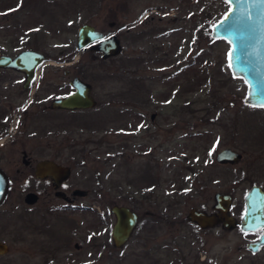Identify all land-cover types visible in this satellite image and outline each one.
Masks as SVG:
<instances>
[{
    "label": "rangeland",
    "instance_id": "1",
    "mask_svg": "<svg viewBox=\"0 0 264 264\" xmlns=\"http://www.w3.org/2000/svg\"><path fill=\"white\" fill-rule=\"evenodd\" d=\"M146 7L173 13L141 19ZM227 7L226 0H0V55L24 48L44 54L31 89L32 110L39 96L47 101L69 93L72 75L91 83L97 103L23 127L17 123L19 147L32 160L25 167L18 159L16 176L7 167L10 182L0 208L7 213L5 241L12 250L16 244L9 238L27 213L30 223L45 220L58 231L63 226L66 249L54 250L53 264H255L245 254L255 233L237 225L200 229L186 219L190 207L211 213L213 194L225 192L238 221L246 190L264 188V107L243 102L247 85L228 68L230 44L210 37ZM84 23L104 34L123 23L119 54L103 60L88 47L76 51V29ZM67 69L72 75L64 77ZM4 74L11 82L0 83L2 100L27 102L30 92H17L20 75L9 69ZM223 147L235 149L241 161L216 162ZM40 158L71 169L63 185L86 191L75 201L82 209L61 208L46 181L36 182L33 163ZM31 190L37 203L26 207L22 197ZM116 204L139 217L118 249L109 239V207ZM23 232L57 241L55 235Z\"/></svg>",
    "mask_w": 264,
    "mask_h": 264
},
{
    "label": "water",
    "instance_id": "2",
    "mask_svg": "<svg viewBox=\"0 0 264 264\" xmlns=\"http://www.w3.org/2000/svg\"><path fill=\"white\" fill-rule=\"evenodd\" d=\"M228 7L223 16L213 22L210 28L211 38H219L227 41L230 46L227 49V63L231 75L240 77L247 85L243 102L257 108L264 107V0H226ZM75 36V49L80 50L90 44V49L100 51L103 59L112 55H118L122 50L116 35L111 34L103 39L102 32L91 24L84 23L77 27ZM97 42L96 44H92ZM44 61V54L38 50L24 48L16 52L14 56L0 55V67H9L19 70L24 78V87L35 77L36 67ZM67 73V72H65ZM72 91L68 95L59 96L51 100L53 108L65 110H77L90 108L96 105L91 93V83L84 82L79 77L69 80ZM216 162L231 164L241 161L240 153L231 148H220L215 153ZM36 178H48L53 187H58L63 180L68 179L69 170L65 164H58L53 159L42 158L34 167ZM6 182L0 176V199L5 194ZM36 200L35 192L27 193L24 201L32 204ZM214 205L212 212L190 207L186 215L187 221L193 222L198 228H212L216 224L230 230L237 225L242 232H255L264 228V190L258 184H253L243 194V214L236 221L229 213L231 197L225 193L213 194ZM111 214L115 218L112 225V245L118 249L128 242L133 230H135L139 217L130 207L121 204L112 205ZM264 244V235L259 236L253 243H247L246 248L256 251ZM6 249V245L0 244V252Z\"/></svg>",
    "mask_w": 264,
    "mask_h": 264
},
{
    "label": "flooded vegetation",
    "instance_id": "3",
    "mask_svg": "<svg viewBox=\"0 0 264 264\" xmlns=\"http://www.w3.org/2000/svg\"><path fill=\"white\" fill-rule=\"evenodd\" d=\"M146 9V10H145ZM143 8L142 12L140 13L141 19L142 18H146L147 16H151V15H156L155 13H157L160 16H157V19L162 18L163 16L167 17L172 15L173 11L172 10H165L162 9L161 11H157L155 10L153 7H146ZM152 17V16H151ZM125 29V27L123 26V23L118 24L117 26V32H113V30H111L110 32H108V34H104L103 35V39L108 38L111 34L116 35L117 39H119V33L118 31ZM127 30V29H126ZM101 31V30H100ZM102 32V31H101ZM121 40V39H120ZM119 40V42H120ZM97 42H94L92 44H96ZM91 44V43H90ZM90 44H87L85 48H90ZM99 53L100 57H101V53L100 51L97 52V54ZM113 56V55H112ZM103 59V57H101ZM109 58V57H108ZM106 59V58H105ZM103 59V60H105ZM45 61V59H44ZM43 61V62H44ZM42 62V64H43ZM40 64V65H42ZM39 65V66H40ZM39 66L36 67V71H35V77L32 79V81L28 84V86L24 87L23 83H24V78L25 75H23L19 70L17 69H12L9 67H4L1 68L0 67V71H4L6 69H9V71H13L14 73H18V75H20V77L22 78L23 82L20 85V88H18L17 92L19 93L20 96H22L23 94H26V92H30V96L31 98L27 101V102H23L21 98H18L16 103H12L9 100L5 99L4 101L2 99V97H0V176L4 179V181L6 182L5 184V193L8 189V184L10 181H8V171H7V167L10 168L9 170L11 171L10 176H16L17 174H19L21 172L20 169H17L15 162L20 159L21 162L24 164L25 167H31L30 166V161L32 160L29 156H26V153L24 152L25 150L22 149L21 147H19V145L22 146V132L18 133V128H17V123L25 126L28 121L33 122H38L39 120H44L45 118L49 117L50 115H54L57 114L59 112H64V113H69V112H78L80 110H89L90 108H80L77 110H65L64 108H53L50 105V102L52 99H54L53 97L50 98L49 100H42L38 98H36L37 100L34 102L36 105L38 103L37 106L38 109H34L32 110V107L29 106L30 103H33L32 99L34 98V93L35 90H32V88L36 87V82H37V77L39 76L38 74V69ZM70 69L67 70H63V76L64 77H68L70 75H72V73H70ZM67 72V73H65ZM72 77H76L73 76ZM71 77V78H72ZM70 78V79H71ZM80 78V77H79ZM6 79L9 80L8 76L4 75H0V83L1 84H7ZM69 79V80H70ZM81 79V78H80ZM68 80V83H69ZM3 82V83H2ZM9 82H11V80H9ZM70 84V83H69ZM12 85V83H10V86ZM71 86V84H70ZM72 88V87H71ZM72 91V89H71ZM70 92V91H69ZM69 93H67L66 95H68ZM63 95V94H62ZM59 95V96H62ZM58 96V97H59ZM65 96V95H63ZM56 97V98H58ZM150 118H152V115H150ZM18 157V158H17ZM42 159V158H40ZM46 159V158H45ZM40 161V160H38ZM38 161H34L33 163V177L36 180V182H41V181H46V183L50 186L53 195L57 198V200L62 201V203L60 204L61 208H68V210H70L71 208H76L78 210L82 209L81 206H79V204H77L76 201V197L81 198L84 197V195L86 194V191L84 190H80L77 189V187H73L70 190L64 188V183L66 181L69 180H63L62 183L57 187H53L52 185V181L48 178H41L38 179L35 177L34 175V167L36 165V163ZM9 162H11L12 164L7 165ZM66 165V164H65ZM68 167V166H67ZM11 168H13L14 170H11ZM71 170V169H70ZM69 170V171H70ZM31 172V170H30ZM29 172V174H31ZM69 176H70V172H69ZM264 190V188H263ZM31 192H35V191H28L25 192L23 194V202L24 201V196L27 193H31ZM36 194V192H35ZM3 197V196H2ZM2 197L0 199V205L2 204ZM37 198L38 196L36 195V200L35 202H33L32 204H28L25 202L26 207H32V205H35L37 203ZM111 207V206H110ZM109 207V208H110ZM84 209V208H83ZM111 210V208H110ZM109 210V212L111 213V211ZM243 211V210H242ZM24 214V215H23ZM21 216H19V218L17 219V223L15 225V234H12L11 237L9 238V242L14 241L16 244V249H11L12 245H8L6 244V236L8 234H6V226L7 224L3 223V219L5 218V216L7 215V213H5L3 208H0V244H4L6 245V249L2 252H0V264H53L54 263V256H55V251L54 250H63L66 249V244L67 242L65 235H63L62 232L59 231H63L64 228L63 226L61 227V224L59 223V231L58 230H53L52 225L48 226V224H50L49 222L45 221V220H41L43 223H30L28 220V215L27 213H23ZM112 215V214H111ZM113 217V215H112ZM114 221L115 218L113 217ZM113 221V223H114ZM110 226V231H109V239L111 240V231H112V225ZM40 224V225H39ZM31 229L32 231H37V233L39 234H46V236H48L49 238L54 239V235L56 236V243H48V241L46 240H41V239H36L34 237V235L36 236V234L34 235H29L25 231ZM134 231V230H133ZM253 239H251L250 241L248 240L246 242V246L247 243H253L255 242V240H257L259 238V236L264 235V228L258 229L255 232ZM65 241V242H64ZM113 240H111V246L112 248H115L112 245ZM245 246V247H246ZM73 247L76 248H80V245L78 243L74 244ZM117 249V248H115ZM245 254H248V256H246V258H250L251 262L253 261L255 264H264V244L260 245L258 247V249H256V251H250V249H246L245 250Z\"/></svg>",
    "mask_w": 264,
    "mask_h": 264
}]
</instances>
